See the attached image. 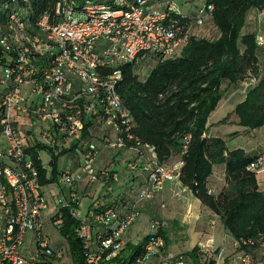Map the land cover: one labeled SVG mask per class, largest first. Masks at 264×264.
<instances>
[{
    "label": "built area",
    "instance_id": "1",
    "mask_svg": "<svg viewBox=\"0 0 264 264\" xmlns=\"http://www.w3.org/2000/svg\"><path fill=\"white\" fill-rule=\"evenodd\" d=\"M18 2L0 0V264H46L51 256L63 257L60 251L52 252L43 232L48 203L26 153L22 126L34 141L55 152L75 146L72 154L80 158L79 169L61 175L68 187L80 181L94 184L107 176V170L96 168L101 149L95 140L102 139L116 152H147L141 161L146 184L129 214L121 216L114 206L95 204L94 212L81 217L72 210L75 194L63 204L80 220L76 234L83 244L84 264H101L122 249L121 240L141 215L138 204L161 196L168 182H179L182 165H159L154 148L135 136L133 118L118 94L122 68L177 56L188 33L173 18L178 12L174 2L158 7L156 0H57L54 16L45 14L37 21V33L27 27L28 16ZM206 18V9L200 8L193 22L200 26ZM256 43L264 46L261 37ZM42 153L45 167L49 163L43 162ZM138 163L127 161L126 166L134 171ZM260 165L256 159L249 170L258 172ZM62 221L59 216L52 225L59 228ZM91 221L99 229L94 230ZM165 226L163 219L150 222L152 238L136 264L157 257L160 264H185L182 256L163 254L166 244L160 232ZM29 233L41 254L23 251ZM199 250L205 262L215 252L211 246ZM238 264L258 263L241 254Z\"/></svg>",
    "mask_w": 264,
    "mask_h": 264
},
{
    "label": "trees",
    "instance_id": "2",
    "mask_svg": "<svg viewBox=\"0 0 264 264\" xmlns=\"http://www.w3.org/2000/svg\"><path fill=\"white\" fill-rule=\"evenodd\" d=\"M56 1L19 0V7L27 14V27L32 33H37L36 23L42 15H49L50 18L54 16ZM127 1L135 3V0ZM162 2L165 5L166 2L173 1L156 0L155 5ZM200 8L206 9L207 18L198 26L193 22V18ZM253 10L264 12V0H201L194 11L187 9L182 13L178 8L173 18L178 26L188 33L187 44L175 57L152 58V63L148 62L149 66L144 65L146 62L124 66L118 94L123 106L133 118L135 136L142 144L154 148L158 164L170 167L173 160H178L177 164H182L178 177L180 184L219 218L224 230L235 240L238 253L247 254L258 264H264V261L259 262L255 259L262 251H259V248L261 241L264 240V191L259 188L256 170H249V166L256 158L249 156L242 148L229 149L223 138L208 137L207 134L209 117L225 95L223 89L225 83L230 91L239 85L242 87L245 84L249 85L244 100L233 110L238 119V126L249 131L264 128V70L262 69V74L259 72L261 47L256 43L257 34L245 31L247 16ZM207 23L212 26L214 32L209 37H198L195 30L202 29ZM143 68L146 71H141ZM23 127L20 134L27 145L28 158L37 168L42 190L44 187L51 188L57 178H61L65 173L64 170L62 172L58 170L61 157H71L80 162V158L72 154L75 146L70 150L55 152V149L34 141L30 137V130ZM94 142L98 143L101 153L109 150L115 155H120L132 151L135 156L128 161L139 163L137 170L128 171H140L146 180L147 171L141 163L148 157L147 152L144 150L116 152L108 149L102 139ZM128 147H131V144ZM42 152L50 157L49 165L45 167L39 157ZM219 167L224 168L226 186L220 194L214 195L209 190V183L214 173L218 174ZM104 169L107 170V176L101 177L98 182L102 181L105 184L104 189L106 188L105 192L108 193L119 182L120 175L116 170ZM114 176L117 178L116 181L113 179ZM80 182L91 184L86 181ZM145 184L144 181L140 189L134 191V201L129 199L130 201L125 202V210L121 211L120 207L108 203L109 201L104 202L105 206H114L121 216L129 214ZM74 185L69 187L70 190L74 191ZM72 191L71 194H74ZM69 201L71 198L59 200L61 206L51 218V222H54L59 216L62 217V225L58 229L66 238L69 249L66 251L65 248H60L63 257L51 256L46 264L62 262L67 253H70L72 264L85 262L83 244L76 234L80 220L71 215V208L63 207L64 202ZM142 203L138 204L140 214L139 205ZM73 204L72 210L80 215L76 208L78 199L77 203ZM92 211L89 210L86 215ZM160 233L163 236V231ZM150 238L151 233L139 244L132 245L125 243L123 237L122 249L111 260L105 261L104 257L101 264H136L138 259L143 258L145 245ZM199 249L194 248L188 253L175 256L184 257L185 264L188 258L195 264L215 263L217 251L205 262V257ZM27 251L30 254L38 252L41 254V248L38 246L34 251ZM59 251L52 252L57 254ZM110 253L107 252L106 256ZM163 254L165 256L172 254L168 251L167 245ZM160 263L158 257L148 261V264Z\"/></svg>",
    "mask_w": 264,
    "mask_h": 264
},
{
    "label": "crops",
    "instance_id": "3",
    "mask_svg": "<svg viewBox=\"0 0 264 264\" xmlns=\"http://www.w3.org/2000/svg\"><path fill=\"white\" fill-rule=\"evenodd\" d=\"M157 6L163 7L164 2ZM188 10L194 11L195 8H189ZM256 12L258 11L253 10L249 12L247 19L251 18V15ZM262 69L261 67L259 71L261 74L263 72ZM248 86V84H245L244 87L239 85L237 88L230 91L231 96H234L237 92L243 94V97L234 105L233 109L238 103L244 100ZM216 112L217 110L210 115L208 120V137L223 138L227 142L229 149L242 148L251 157L258 156L264 152V128L254 131L242 128L238 126V119L233 113L231 115L234 118L235 131L239 134L237 141L241 142L239 144L237 142L232 147H229V141L235 140H232L233 137H229L230 132H223V130L218 127L217 123L223 119V116ZM134 156L132 151L115 155L109 150H104L96 163V167L99 170L104 168L116 170L120 175L119 182L115 184L108 193L105 192V184L102 181L90 185L85 182H80L74 185V191L67 189L61 193V197H58V200L70 199L72 191L78 199V206L76 207L78 212L80 213V210H83V212L80 213L81 217L86 216L90 207H92L90 211L94 210L95 204L101 207L105 206L104 202L106 201H109L108 203L112 205L115 204V206L120 207L122 209L121 211H123L125 202L130 201L129 199L134 201L135 192L140 189L145 181V176L142 175L140 171L129 172L126 167V161ZM78 169L79 163L74 162L71 169L72 172ZM66 170L68 169H65L63 172H67ZM257 181L260 190H262L261 179H259L258 176ZM225 186L224 168L219 167L218 174L215 172L210 179L209 190L212 194L218 195ZM162 205H164V208L161 207ZM139 206L141 215L125 234V243H130L132 245L139 244L150 233L149 224L151 220L153 218L163 219L166 222V226L163 230V237L170 253L174 255L184 254L190 252L194 248L209 245L217 251L214 264L239 263L241 254L237 252L233 237L224 230L219 218L205 208L187 188L180 184V182H168L163 196H159L149 202H144ZM91 223L93 224L94 230L99 229L96 223L93 221H91ZM261 254H263V252H260L258 255ZM186 264L195 263L188 258Z\"/></svg>",
    "mask_w": 264,
    "mask_h": 264
},
{
    "label": "rangeland",
    "instance_id": "4",
    "mask_svg": "<svg viewBox=\"0 0 264 264\" xmlns=\"http://www.w3.org/2000/svg\"><path fill=\"white\" fill-rule=\"evenodd\" d=\"M170 1H173L176 5H178V8L180 9L182 13H184L189 8H192V9L195 8L201 3V0H170ZM246 24H247L246 29H245L246 32H255L257 36L261 37L262 40L264 41V12H256L252 14L251 18L247 19ZM212 32H214V30L212 26H209V23H207L202 29L195 30V34L198 37H209V35H211ZM148 62L152 63L151 60H149ZM148 62H146V64L144 65L149 66ZM260 66L264 69V46L261 47V51H260ZM144 70L146 71V69L144 68L141 69V71H144ZM226 84L227 83H225L223 86L225 95L216 109L217 110L216 113L223 116L222 117L223 119L220 122H218L217 125L219 128L223 130V132H230L229 137H233L232 140H235V141H229L228 143L229 147H232L237 142L238 144L241 142V141H237L239 134L235 131L236 130L235 125H234L235 123L233 122L234 118L231 114L233 113L232 109L234 105L243 97V94L241 92H237L234 96H231V92ZM41 157H42L43 162L47 164L50 157L47 156L46 153H42ZM254 158L259 160V163L261 164L260 168L257 169L258 170L257 176L259 177V179H261L260 181L261 188L264 191V152L258 156H255ZM74 162L76 161L71 157H67V156L61 157L58 163L59 172H62L65 169H68L66 171H72L71 169H72ZM177 163H178V160H173L170 163V165L174 166ZM67 189H70V188L65 183H63L61 181V178L59 177L57 178L56 182L53 184L51 188L44 187V189L42 190V192L45 193V197L48 203V209L43 214V223H44L43 232L49 238L50 249L54 251V253H56V251H59L60 248H65L66 251L69 249L66 238L61 234L58 228L52 225V222H51L52 216L61 206L59 203L58 197H61V193H63ZM163 194L161 196H163ZM89 209L91 210L92 207H90ZM82 212L83 210H80V213ZM32 237L33 235L30 233L26 236V239L23 245V251L26 252L27 250H30V251L36 250V247L35 245H33V242H32ZM261 243L262 244L259 248V251L262 250L261 252H263V254L255 258L259 262L264 261V240L261 241ZM203 246H209V245H203ZM51 264H72L70 253H67V255L65 256L62 262H52Z\"/></svg>",
    "mask_w": 264,
    "mask_h": 264
},
{
    "label": "bare ground",
    "instance_id": "5",
    "mask_svg": "<svg viewBox=\"0 0 264 264\" xmlns=\"http://www.w3.org/2000/svg\"><path fill=\"white\" fill-rule=\"evenodd\" d=\"M199 252V251H198Z\"/></svg>",
    "mask_w": 264,
    "mask_h": 264
}]
</instances>
